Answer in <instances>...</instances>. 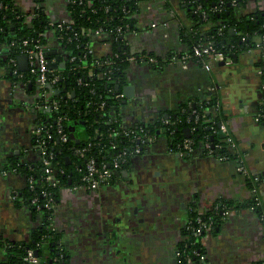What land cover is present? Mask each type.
I'll return each mask as SVG.
<instances>
[{"label": "crops", "instance_id": "obj_1", "mask_svg": "<svg viewBox=\"0 0 264 264\" xmlns=\"http://www.w3.org/2000/svg\"><path fill=\"white\" fill-rule=\"evenodd\" d=\"M14 1L24 12L33 8L32 0ZM182 2L140 0L137 30L126 34L131 52L161 58L182 53L186 47L180 28L193 26ZM43 6L53 21L67 19L64 0H44ZM255 9L264 10V0H246L239 13ZM90 49L100 57L111 52V45L91 40ZM5 51L0 44V55ZM257 54L250 49L238 54L236 62H213L208 69L194 61L184 65L168 61L159 68L130 62L126 76L132 97L119 111L121 125L154 122L185 100L215 95L238 157L251 175H264V123L254 120L262 97L261 79L255 72ZM40 99L32 84H12L0 68V236L8 240H28L38 223L27 205L17 206L11 198L27 181L9 169L8 161L18 155L27 161L38 159L32 137L48 118V111L37 107ZM235 151L229 150L233 158L223 161L212 155L183 157L169 150L164 136H158L99 190L62 187L52 221L61 234L59 247L67 255L64 263L175 264L190 202L194 200L203 213L217 198L241 201L252 196L249 181L236 172ZM256 195L264 205V182L257 185ZM201 245L205 252L201 264L264 261V219L248 207L230 210L218 231L207 234ZM4 256L1 249L0 259ZM45 259V264L53 259L47 248L39 264Z\"/></svg>", "mask_w": 264, "mask_h": 264}, {"label": "trees", "instance_id": "obj_2", "mask_svg": "<svg viewBox=\"0 0 264 264\" xmlns=\"http://www.w3.org/2000/svg\"><path fill=\"white\" fill-rule=\"evenodd\" d=\"M43 1L32 0L33 10L24 12L14 0H0V44L8 46L6 55H0V68L6 70V77L12 83L16 82L18 77L12 73L13 67L9 59L16 60L17 56L22 54L25 48L24 40L27 42L26 47H32L36 42L44 44L45 33L48 31L54 34L64 49L71 51L74 59L65 61L60 72L64 77V85L74 92V95L70 98L64 97V94L59 96L62 101L60 109L48 113L47 118L53 123L57 115H62V130L67 133L68 139L65 142L59 141L57 128L49 130V137L44 134L46 150L52 153V163L63 172L58 175L59 185L52 186L44 180L39 161H27L20 155L9 159V169L31 178V182L25 187L13 192V200L17 206L27 205L38 223L32 229L28 240H8L0 236V250L5 251L4 259H0V264H25L24 256L28 249L37 251L40 259L44 248L48 249L50 258L53 256L52 261L56 264H65L67 255L59 247L61 234L53 226L54 210L46 207L45 204L50 201L58 204L59 190L62 187L76 186L82 182L81 177L89 157L95 158L97 162H108L117 151H129L136 144L135 139L121 135L115 140L116 150H110L108 136L111 128L119 129L118 121L108 120L114 118L113 114L118 117L124 105L125 96L115 97V95L122 93V87L127 83L128 59L134 57L137 62H141L153 57L156 61L149 63L152 68H159L166 63L160 56L146 52L134 53L129 48L126 34L137 30L140 0H67L66 9L71 23H62L60 26L51 21L42 4ZM182 1L187 17L193 22L190 30L180 28L179 37L185 44V51L190 52L193 46L210 41L216 50L233 59V55L237 56L253 48L254 36L264 33L263 9H255L244 14L237 12L246 0H236V7L232 6L231 0H222V3L219 0ZM202 11H205V15L201 13ZM27 16H30L29 20H26ZM204 26L207 28H203ZM94 29L112 33L111 55L95 58L88 52L90 44L88 32ZM230 29L233 31L230 32ZM45 54L48 59L53 58V54L47 50ZM194 61L201 64L199 58H195ZM255 66L260 67V77L264 81V61L255 63ZM89 70L90 75H88ZM23 75L24 79L28 77L31 79L27 72ZM78 78L86 82V85L77 84ZM115 86L119 88L115 89ZM216 100L218 99L215 95L208 102L185 100L176 110L168 113L166 122L162 115L154 122H138L132 126V129L138 132L139 126H143L147 135L164 136L168 140V147L172 150L180 149L182 140L189 138L193 141V145L200 141L209 142L212 155L224 154L225 142L219 130V123L226 119L221 110L215 116L204 111ZM64 101L67 102L68 107L64 106ZM257 109L260 114L258 123L262 124L264 101L257 105ZM76 120L82 121L83 125H74ZM71 126L74 127V139L69 137ZM185 128L189 129V136L185 135ZM88 143L91 146L83 156L75 152L77 148L85 147ZM228 155V159L233 158L231 154ZM130 162V155L127 154L125 163L121 165L119 171L127 168ZM114 180L113 178L111 183ZM246 180L249 181V188H252V181ZM245 207L252 208L264 219V205L255 196L241 201L217 198L212 207L203 213L197 211L194 200L190 202L187 206L186 224L182 228V235H188V239L177 244L176 249L182 251V256L180 262L176 264H189L187 257L193 261V264H201L195 253L204 252V248L200 236L193 233L197 219L201 223L209 224L211 233H214L218 231L224 220L222 211ZM46 262L45 259L43 263ZM253 264H264V261H256Z\"/></svg>", "mask_w": 264, "mask_h": 264}, {"label": "built area", "instance_id": "obj_3", "mask_svg": "<svg viewBox=\"0 0 264 264\" xmlns=\"http://www.w3.org/2000/svg\"><path fill=\"white\" fill-rule=\"evenodd\" d=\"M64 1H65V8H66L67 0H64ZM219 1L222 3V0H219ZM231 4L232 6L236 7L237 6L236 0H231ZM237 12L239 13V8L237 9ZM201 13L205 15V11H202ZM29 18L30 16H28L26 20H29ZM51 21L55 22L52 19ZM55 23H57L58 26H60L62 23H66V24L71 23L69 14L66 20L56 21ZM88 37H89L90 43H91V40H98V41H104L106 43H109L110 45L113 39L112 33L110 32L105 33L101 29H94V30L89 31ZM253 40H254V46L253 48H250V49H253L258 53L257 59L259 58L264 61V33L255 35ZM26 45H27V42L24 40L23 46H25V48L23 49L22 54L26 55L27 70L25 71L19 70L17 59L16 60L14 58L9 59V62L13 67L12 73L18 77V80L12 84H15V83H21L23 85L32 84L41 95L40 104L38 103L37 107L41 109L45 108L48 111V113L57 112L60 109L61 104H62V101L60 100L61 98L59 96H61L62 94H64V97L66 98H70L73 96L72 92L68 90L67 87L63 83L64 77L60 71L63 69L64 66L62 67L60 66V64L62 62L65 64V61L67 60L72 61L74 59V56L72 55L70 50L64 49L62 47L61 43L58 42V40L56 39V37L51 31L50 32L48 31L45 33L44 44H39L38 42H36L32 47H26ZM5 46L7 50L8 46L7 45ZM46 50L47 52H50L53 54V58L51 59L47 58L45 54ZM88 52L92 54L91 49H90V44H89ZM111 53L112 51L108 53L107 55H111ZM107 55H104V56H107ZM95 58H99V57H95ZM195 58L201 59L200 65H202L206 69L210 68L211 66L210 64L213 62H223L224 64H230L233 61V59L225 56L223 52L216 50L210 41L193 46L190 52L184 50L182 53L178 55L171 54L170 56H168V58H162V59L165 62H168V61L178 62L179 64L184 65L188 61H194ZM128 60H129V63L135 62L138 64H149L150 62L156 61L153 57L144 59L141 62H137L134 57H130ZM49 62L55 63L56 66L53 68L49 67ZM256 62L258 61L256 60ZM255 68H256L255 72L260 77L261 75L260 67L255 66ZM24 72H27L30 75L31 79L29 77L27 79H24L23 78ZM90 74L91 72L89 70L88 75ZM77 84L86 85V82H83L81 78H78ZM63 88H65L64 91H62ZM260 91L262 93V97L258 104L264 101V93H263L264 81H262V79L260 81ZM122 96H124L123 92L115 95V97H122ZM211 97H212V94H209L205 96L203 100L208 102L211 99ZM63 104L65 107H68V104L66 101H64ZM87 105H89V102H87ZM102 105L103 103H101V106ZM220 108H221L220 101L216 100L215 103L205 108L204 111L211 114V116H215L218 113V111H220ZM194 112L195 110L192 111V113ZM113 117L114 118L108 121L109 122L118 121L119 129L111 128L110 132L108 133V136L110 138V150H116L117 145H116L115 140H117V138L121 135L135 139L136 144L129 151H126V150H121L119 152L117 151V153H115L108 162H105V161L97 162L95 158L89 157L86 160L85 171L81 177L82 182L79 185L71 186V188L73 189L83 188V189L90 190V191H96V190H99L101 187L107 184H110L111 180L113 178L116 179L117 176L119 175L120 173L119 170L121 168V165L125 163L127 154L130 155V161H131L132 157L141 155L142 152L145 151L147 145L153 142L157 138L153 135H147V132H145L143 126H139L138 132H137L132 129V126H122L120 123L119 116L117 117V115L113 114ZM259 117H260V114L258 113V109L256 107L255 113H254V120L258 122ZM167 118H168V115L165 117V122L167 121ZM62 119H63L62 115H57L53 123L49 119H47L46 122L39 125L35 129V132L33 134V139H32L33 145L35 146V149H36V153L38 154V159L36 161H39L41 163V171L43 173L44 180L52 186L59 185L58 175L62 173L63 170L61 168H58L52 163V160H51L52 153L51 152L48 153V151L46 150V147H45L46 142L44 140L45 139L44 134H46V137H49V130L53 128H57V131L59 132V137H58L59 141L65 142L68 139V135L62 130V125H61ZM219 130H220V133L223 134L224 136V142H225L224 144L225 153L224 154L212 155V149H211V145L209 142L200 141L198 144L193 145V141L189 138H184L182 140L181 145H180L181 148L178 150H172L171 148L169 147L168 148L170 151H175L176 153H178L180 156H183V157L190 158V157H195V156L197 157V156H202V155H212L220 161L227 160L229 156L228 154H231L229 150L234 149L235 151L237 144H236L235 138L232 136V134L227 129L225 121H221L219 123ZM42 134H43V137H41ZM167 144H168V140H167ZM90 146L91 144L88 143L85 147L77 148L75 152L79 154L80 156H83L84 152ZM28 150L29 148H24L23 151L27 152ZM238 156H239V153L237 151L235 154V157L237 159L236 160L237 161L236 172L241 174L245 179H250L252 181L253 186L252 188H250L252 192V196H255V198L259 201L260 199L256 195L257 185L264 182V175H257V174L251 175L248 169L243 164L242 158ZM26 181H27L26 182V185H27V183L31 182V178L26 177ZM13 192L11 193L12 199H14ZM56 205L57 204H54V202L52 201L47 202L45 204L46 207L53 208V210H55ZM222 213L224 214L223 219H225L229 215L230 210L222 211ZM185 224H186V221L184 225ZM193 233L196 236H200V242H201V240L207 234L211 233V227L209 224L201 223L200 220L197 219V225L193 227ZM187 239H188V235H183V238L181 241H184ZM195 254L198 256L200 263H202L205 260V252L200 253L199 251H197ZM181 256H182V251H180L179 249H176L175 264L180 262ZM187 260L189 264H193V261H191L189 257H187ZM24 262L25 264H39L40 259L39 257L34 255V250L28 249L24 256Z\"/></svg>", "mask_w": 264, "mask_h": 264}, {"label": "water", "instance_id": "obj_4", "mask_svg": "<svg viewBox=\"0 0 264 264\" xmlns=\"http://www.w3.org/2000/svg\"><path fill=\"white\" fill-rule=\"evenodd\" d=\"M233 30L232 29H230V32H232ZM236 59H237V56L236 55H233V62H236ZM17 63H18V68H19V70H21V71H25V70H27V61H26V55L25 54H21V55H18L17 56ZM56 66V64L55 63H51V62H49V67H51V68H53V67H55ZM60 66H64V63L62 62L61 64H60ZM119 87L118 86H115V89H118ZM65 90V88H63L62 89V91H64ZM132 90V86L131 85H129V84H127L126 83V85H124L123 87H122V91H123V93H124V96H125V99H123V104L125 105L126 104V102H127V99L126 98H131L132 97V94H130L131 91ZM72 95H74V92H72ZM165 116H167V114H165ZM76 124H80V125H83V122L81 121H74V125H76ZM70 133H69V137L71 138V139H74L75 138V136H74V133H73V131H74V127L73 126H71L70 127ZM184 132H185V135L186 136H189V129L188 128H185L184 129ZM76 141H78V139L76 140ZM66 160H68V158H66ZM34 255L35 256H37L38 257V252L37 251H34ZM50 264L52 263V261L51 260H49L48 261Z\"/></svg>", "mask_w": 264, "mask_h": 264}, {"label": "rangeland", "instance_id": "obj_5", "mask_svg": "<svg viewBox=\"0 0 264 264\" xmlns=\"http://www.w3.org/2000/svg\"><path fill=\"white\" fill-rule=\"evenodd\" d=\"M49 32H50V31H49ZM256 60H257L258 62H260V61H261V59H259V58H258V59H256ZM256 63H257V62H256Z\"/></svg>", "mask_w": 264, "mask_h": 264}]
</instances>
